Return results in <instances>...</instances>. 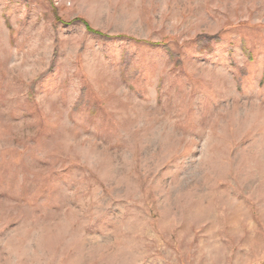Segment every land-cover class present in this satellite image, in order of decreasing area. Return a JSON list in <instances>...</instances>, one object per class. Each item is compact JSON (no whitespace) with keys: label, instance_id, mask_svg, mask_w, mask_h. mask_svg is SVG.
Returning <instances> with one entry per match:
<instances>
[{"label":"rangeland","instance_id":"1","mask_svg":"<svg viewBox=\"0 0 264 264\" xmlns=\"http://www.w3.org/2000/svg\"><path fill=\"white\" fill-rule=\"evenodd\" d=\"M0 264H264V0H0Z\"/></svg>","mask_w":264,"mask_h":264},{"label":"trees","instance_id":"2","mask_svg":"<svg viewBox=\"0 0 264 264\" xmlns=\"http://www.w3.org/2000/svg\"><path fill=\"white\" fill-rule=\"evenodd\" d=\"M90 32H92V33H94V34H96V35L102 36V34L99 33V32H95V31H92V30H90ZM103 37H104V36H103Z\"/></svg>","mask_w":264,"mask_h":264}]
</instances>
